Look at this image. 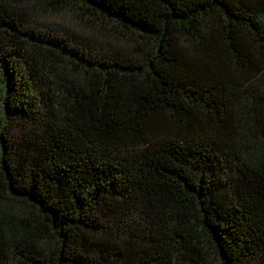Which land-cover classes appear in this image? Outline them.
Listing matches in <instances>:
<instances>
[{"label":"trees","instance_id":"16d2710c","mask_svg":"<svg viewBox=\"0 0 264 264\" xmlns=\"http://www.w3.org/2000/svg\"><path fill=\"white\" fill-rule=\"evenodd\" d=\"M0 119V264H264V0H0Z\"/></svg>","mask_w":264,"mask_h":264},{"label":"rangeland","instance_id":"374dc122","mask_svg":"<svg viewBox=\"0 0 264 264\" xmlns=\"http://www.w3.org/2000/svg\"><path fill=\"white\" fill-rule=\"evenodd\" d=\"M41 2L38 5H33L31 3L26 4L24 6H19L15 3H12V6L16 9V12L29 27V30H32L35 33L57 36L62 35L64 38L71 39L70 36L67 34V30L73 32L75 37H91L92 30L88 27V23L84 20L83 17H79L78 13L80 14L79 10L74 8L71 11H61L55 13H49L43 11L40 8ZM66 28V29H65ZM85 38V39H86ZM120 52H128L129 54L135 52L134 47H132L128 40L120 38L115 44ZM1 123V119H0ZM11 130L14 134V140L16 143H19L23 139H28L31 135L35 134L39 136L40 132H32L23 130L19 127H12ZM37 133V134H36ZM3 213L9 212L10 214L17 215V214H24L28 211H31L26 205L19 203V202H8L4 207L1 208ZM49 243L51 245H55V241L53 238H50ZM26 253V251H23ZM208 253L207 262L204 264H219L216 258L209 252ZM182 264H202L199 262L198 258H192V261H189L186 257H182L181 260ZM1 264H17L16 261H11L10 259L2 261Z\"/></svg>","mask_w":264,"mask_h":264}]
</instances>
